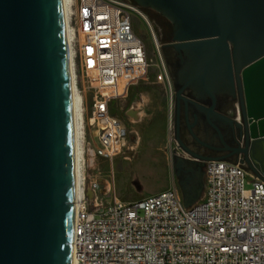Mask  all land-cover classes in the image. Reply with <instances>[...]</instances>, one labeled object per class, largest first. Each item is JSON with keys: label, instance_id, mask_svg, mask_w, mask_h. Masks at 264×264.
Segmentation results:
<instances>
[{"label": "water", "instance_id": "95a60500", "mask_svg": "<svg viewBox=\"0 0 264 264\" xmlns=\"http://www.w3.org/2000/svg\"><path fill=\"white\" fill-rule=\"evenodd\" d=\"M128 1L191 59L176 100L187 86L233 99L242 157L227 161L264 179V0ZM73 180L61 0H0V264H71Z\"/></svg>", "mask_w": 264, "mask_h": 264}, {"label": "built area", "instance_id": "2783aa9c", "mask_svg": "<svg viewBox=\"0 0 264 264\" xmlns=\"http://www.w3.org/2000/svg\"><path fill=\"white\" fill-rule=\"evenodd\" d=\"M128 0H69L70 70L79 99L82 164L86 132L93 159L112 161L127 146L128 127L111 113L115 100L145 79L152 65ZM154 39V37H153ZM156 79L171 80L159 47ZM246 184L249 185L246 188ZM202 195L184 205L175 189L121 201L109 181L91 178L72 220L73 264H264V179L239 162L207 160ZM104 195H109L107 199Z\"/></svg>", "mask_w": 264, "mask_h": 264}, {"label": "rangeland", "instance_id": "374dc122", "mask_svg": "<svg viewBox=\"0 0 264 264\" xmlns=\"http://www.w3.org/2000/svg\"><path fill=\"white\" fill-rule=\"evenodd\" d=\"M139 10L149 25L134 17V29L143 40L153 62L148 67L146 78L131 85L126 97L115 100L112 105V111L117 113L130 130L127 146L112 161L93 159L87 151V143L91 141V137L86 132L81 173L85 177L86 186L91 178L100 179L102 187L109 181L121 201H132L172 188L177 190L184 201L191 204L202 195L203 175L199 178L196 174L188 179V174L179 171L176 166L169 92L165 84L155 77L158 73V55L154 49V39L163 59V18L153 11L148 14L140 8ZM130 109L135 112V116L128 115ZM248 187L246 184V188ZM104 196L110 198L109 195Z\"/></svg>", "mask_w": 264, "mask_h": 264}, {"label": "flooded vegetation", "instance_id": "af4514ba", "mask_svg": "<svg viewBox=\"0 0 264 264\" xmlns=\"http://www.w3.org/2000/svg\"><path fill=\"white\" fill-rule=\"evenodd\" d=\"M138 8L148 14L152 11L148 8ZM155 14L163 18L161 50L173 92L171 129L175 143L174 159L179 171L188 174V179H192L196 174L200 178L203 175L204 163L208 159L235 160L242 157L234 152V149L242 144L238 128L230 121L234 101L229 95L222 93H214L212 98L197 92L192 86H187L182 91V99L176 100V90L186 80L185 75L190 68L191 59L188 53L170 45V24L164 17L156 12ZM211 106L214 113L224 118L213 116L209 112ZM207 115L208 121L205 119Z\"/></svg>", "mask_w": 264, "mask_h": 264}, {"label": "bare ground", "instance_id": "6f19581e", "mask_svg": "<svg viewBox=\"0 0 264 264\" xmlns=\"http://www.w3.org/2000/svg\"><path fill=\"white\" fill-rule=\"evenodd\" d=\"M69 0H61L62 15L64 20V32H65V44L68 57V71H69V83H70V104H71V120H72V146H73V200H72V220L75 216V209L78 198L81 193V181H82V127H81V114L79 107V99L73 87V79L70 70V33L65 26L66 15L68 12ZM128 115L135 116V112L130 109ZM81 145V147H80ZM70 259L71 264L74 263L72 257V248L70 246Z\"/></svg>", "mask_w": 264, "mask_h": 264}, {"label": "crops", "instance_id": "0c3cea01", "mask_svg": "<svg viewBox=\"0 0 264 264\" xmlns=\"http://www.w3.org/2000/svg\"><path fill=\"white\" fill-rule=\"evenodd\" d=\"M113 113H114L115 116L119 117L116 112L113 111Z\"/></svg>", "mask_w": 264, "mask_h": 264}, {"label": "trees", "instance_id": "16d2710c", "mask_svg": "<svg viewBox=\"0 0 264 264\" xmlns=\"http://www.w3.org/2000/svg\"><path fill=\"white\" fill-rule=\"evenodd\" d=\"M111 113L114 115L113 111H111Z\"/></svg>", "mask_w": 264, "mask_h": 264}]
</instances>
